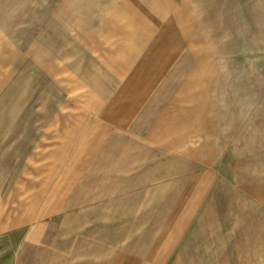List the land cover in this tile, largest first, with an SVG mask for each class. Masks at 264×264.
<instances>
[{"label":"rangeland","instance_id":"obj_1","mask_svg":"<svg viewBox=\"0 0 264 264\" xmlns=\"http://www.w3.org/2000/svg\"><path fill=\"white\" fill-rule=\"evenodd\" d=\"M0 264H264V0H0Z\"/></svg>","mask_w":264,"mask_h":264}]
</instances>
